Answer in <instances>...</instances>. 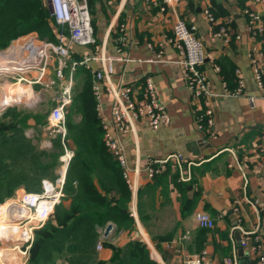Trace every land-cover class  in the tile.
Listing matches in <instances>:
<instances>
[{
    "label": "crops",
    "instance_id": "obj_1",
    "mask_svg": "<svg viewBox=\"0 0 264 264\" xmlns=\"http://www.w3.org/2000/svg\"><path fill=\"white\" fill-rule=\"evenodd\" d=\"M86 1L97 42L93 46H72V57L79 60L96 52L100 54L108 29L114 23L115 33L112 32L106 40V52H112L114 46L116 51L120 23L131 22L133 43L130 56L133 60H115L111 80L116 86L132 85L138 93L137 86L146 76L152 77L171 117L168 125L158 129L151 128L145 119L136 122L134 132L123 137L129 163L143 168L150 159L172 153H181L186 159L181 169L171 161L167 169L153 179L140 177L136 195L128 188L130 215L134 223L131 228L121 229L109 221L106 226L112 224L114 227L108 235H105L106 226L99 228L98 242L102 241L103 247L98 249L97 242L98 260L108 262L114 247L126 248L129 242L138 241L148 250L145 257L157 264H181L186 254L203 249H207L210 259L217 262L236 251L240 264H254L244 250L239 253L236 232L240 235V231L235 232L236 244L233 246L230 230L236 220L233 207L238 201L243 227L251 229L261 221L264 231V212L244 200L258 199L264 203V175L258 169L264 157V94L254 74L255 66L264 68V33L253 36L247 29L248 12L260 14L264 25V2L175 0L166 4L159 0L157 4L147 6L143 0ZM46 3L48 5L47 0ZM207 7L218 23L211 24L208 20L204 13ZM178 19L194 26L197 37L203 41L206 50L204 69L217 93L223 92V78L230 88L236 87V70L244 81L243 93L220 96L215 100L213 124L205 123L203 129L197 126L196 104L186 85L177 49L168 42L162 47L160 59L147 61L156 58L160 50L158 43L164 36L172 35V27ZM222 24L228 27L229 41L216 34ZM53 28L55 32V22ZM215 66L220 67V72ZM101 67L100 60H90L87 66L81 65L77 70L73 87L76 93L73 107L77 110L76 99L87 76L82 69L90 73L93 96L94 72ZM112 98V94L103 97L107 118ZM78 112L79 123L82 115ZM44 133L53 144V137L46 131ZM68 147L75 152V145ZM69 202L67 200L66 204ZM200 211L215 219L213 229L198 225L195 214ZM220 214H223L222 218ZM201 230L206 231L207 239L203 248L198 250L196 243ZM58 263L68 264L64 258L58 259Z\"/></svg>",
    "mask_w": 264,
    "mask_h": 264
},
{
    "label": "built area",
    "instance_id": "obj_2",
    "mask_svg": "<svg viewBox=\"0 0 264 264\" xmlns=\"http://www.w3.org/2000/svg\"><path fill=\"white\" fill-rule=\"evenodd\" d=\"M52 19L55 22L56 41L42 39L36 32H30L13 39L10 44L0 49V94L7 90V83L26 85L32 90L31 99L18 94L0 105V115L8 108L14 107L19 102L31 101L30 106L36 108L40 103L46 102L48 106L46 122L40 128L48 132L53 139L61 135L62 142L67 134L68 124H76L79 120V112L73 107L75 92L73 87L78 67L87 66L90 60H100L102 67L94 72L92 92L96 103V112L103 129V141L107 150L118 162L122 176L129 190L136 195L139 189L140 177L147 180L153 179L167 169L169 162H175L179 168L186 160L181 153H172L163 158L150 159L148 164L141 168L132 166L128 160V154L123 137L135 130V124L140 119H145L153 129L162 125H168L171 117L162 101L157 85L150 76L137 86L136 93L132 85L119 84L111 80L114 72L115 60L124 62L133 60L130 56V47L133 43L131 22L120 23L119 36L117 38L116 51L106 52V40L109 35L115 33V23L108 29L105 43L101 47V53L81 57L79 60L72 57V46H93L96 44L95 29L92 23L90 8L86 0H47ZM127 2L129 0H122ZM147 6L157 4L159 0H143ZM175 0H162L171 4ZM262 1L264 0H257ZM164 9V7H162ZM205 15L211 24H216L217 19L207 7ZM249 20L247 29L253 36L264 33V25L261 15L256 12H248ZM217 36L224 41H229L228 27L222 24L216 32ZM115 41V40H114ZM171 43L178 51V61L184 68L186 85L195 101L196 122L199 129H203L205 123L213 124L214 102L220 96H236L243 93L244 81L236 70L237 85L234 89L228 86L227 81L222 79L223 92L217 93L211 84L209 74L204 69L206 62V50L203 41L197 37L194 26H189L183 19H178L172 27V35L164 36L158 43L160 50L154 59L162 57V47ZM150 47L152 45L150 44ZM220 72V67L215 66ZM254 74L259 87L264 94V68L255 66ZM105 94H112V102L109 107V118L106 116V106L103 100ZM40 95L44 97L41 98ZM1 97V95H0ZM7 98V97H5ZM79 115V116H77ZM52 139L48 145L52 146ZM64 154L60 156V164L57 167L58 176L54 179L44 178L40 191H22L7 198L12 205L17 204L11 212L7 213L6 227H17V234L12 237L0 235V244L11 242L9 249L0 247V264H11L18 259L15 253H20L21 247H25V255L28 246L35 239V233L43 227L55 212L56 206L65 196L64 186L67 170L75 152L68 146H64ZM193 163V161H188ZM259 171L264 175V157L258 165ZM241 172L246 176L243 169ZM246 202L264 212V203L258 199ZM13 205V206H14ZM236 213L235 223L230 230V239L233 246L236 244L235 232L240 231L241 247L254 264H264V231L263 224L259 221L251 229H245L242 222V210L240 202L236 201L233 207ZM220 218L223 214L219 215ZM198 225L202 228L213 229L215 219L206 212L200 211L195 214ZM10 222V224H6ZM17 223V224H14ZM188 233V232H187ZM188 236V234H187ZM186 236V237H187ZM12 240V241H11ZM13 242V243H12ZM15 243V244H14ZM97 248H102V241L98 242ZM28 257V258H27ZM20 257L19 264H27L29 256ZM181 264H240V258L236 251L232 255L224 257L221 262L211 260L207 249L200 252L186 254Z\"/></svg>",
    "mask_w": 264,
    "mask_h": 264
},
{
    "label": "trees",
    "instance_id": "obj_3",
    "mask_svg": "<svg viewBox=\"0 0 264 264\" xmlns=\"http://www.w3.org/2000/svg\"><path fill=\"white\" fill-rule=\"evenodd\" d=\"M53 27L46 0H0V49L30 32L56 41ZM82 71L87 76L76 99L82 119L68 124L64 139L66 146L75 145L66 175L65 196L47 224L36 231L27 264H59L61 258L68 264H157L145 257L148 250L138 241L129 242L126 248L114 247L108 262L98 260L99 228L109 221L121 229L131 228L134 219L130 215L131 196L122 170L102 139L90 73ZM46 116L47 113L16 106L0 115V209L16 190L40 191L44 178L57 176L60 156L65 151L61 135L53 139L51 148L43 149L25 133L27 128L42 126ZM206 239V231H199L198 250Z\"/></svg>",
    "mask_w": 264,
    "mask_h": 264
},
{
    "label": "rangeland",
    "instance_id": "obj_4",
    "mask_svg": "<svg viewBox=\"0 0 264 264\" xmlns=\"http://www.w3.org/2000/svg\"><path fill=\"white\" fill-rule=\"evenodd\" d=\"M10 84H12V83H10ZM14 87L13 88H11V91L12 92H20L19 91V89H18V86L16 85V84H12ZM23 89H25L24 87H23ZM23 96L24 97H26V99H28L27 98V96H29L28 94H23ZM40 97L41 98H43L44 96L43 95H40ZM31 101H26L25 102V100L23 101V102H19V103H17V105H14V107L16 106L18 109H23V110H25V111H32V112H37V113H41V114H44V113H47L48 112V106H47V103L46 102H43V103H40V105L38 106V107H36V108H33V105H32V107L30 106V103ZM25 133L29 136V137H31V138H33V140H34V142H36V145L39 147V148H43V149H47V148H51V146H49L48 145V139H47V137H45L43 134H45L44 133V130H42V129H40V125L39 126H36V127H30V128H27L26 130H25ZM45 140L47 141V142H45ZM42 141V142H41ZM57 174V176H58V173H56ZM17 192L16 193H21L22 191H29V190H27V189H25V188H20V189H18V190H16ZM15 193V192H14ZM8 201H7V199H5V201H4V203L2 204V206H1V209H0V211L2 210V212H3V208H4V204L5 203H7ZM48 222V221H47ZM7 224H10V222H6ZM14 224H17V223H14ZM47 224V223H46ZM45 224V225H46ZM18 226H23L24 224H21V225H19V224H17ZM44 225V226H45ZM17 226V227H18ZM43 226V227H44ZM42 228V227H41ZM12 241V240H11ZM33 241H35V239L33 240ZM13 243V242H12ZM33 243L34 242H32V245H31V243L29 244V246H28V251H27V254L25 255V247H21V252L19 253V256L21 257H23L24 256V258H25V256H29L30 257V254H31V248H32V246H33ZM15 244V243H14ZM10 245H12L11 244V242H7V245L6 244H0V247L1 248H6V249H9L8 248V246L10 247ZM102 247H103V242H102ZM17 253H15V255H16ZM24 258H23V260H24ZM28 258V257H27ZM29 260V259H28Z\"/></svg>",
    "mask_w": 264,
    "mask_h": 264
},
{
    "label": "bare ground",
    "instance_id": "obj_5",
    "mask_svg": "<svg viewBox=\"0 0 264 264\" xmlns=\"http://www.w3.org/2000/svg\"><path fill=\"white\" fill-rule=\"evenodd\" d=\"M17 86H18V89L20 92H12L11 91V88H13L14 86L10 83H7V90L5 93H1V97H0V105L7 102L8 99L14 97V96H17L18 94L22 95L23 94H28L29 96H27V98L30 100L31 99V96L33 95L32 93V90L30 88H28L26 85L24 84H21L20 82L18 83H15ZM23 87L25 89H23ZM7 97V98H5ZM14 205V204H13ZM12 205V203L10 202V200L4 204V208H3V212L2 210L0 211V235L1 236H5L8 235V237H12L13 235H16L17 234V227L16 226H11V225H8L9 227H6V225H4L2 223V221H5V218H6V215L7 213H12L11 211L17 207V204H15L14 206ZM7 224V223H6ZM17 258L16 260H14V262H12L11 264H19L20 262V256L19 254L17 253L16 254Z\"/></svg>",
    "mask_w": 264,
    "mask_h": 264
},
{
    "label": "water",
    "instance_id": "obj_6",
    "mask_svg": "<svg viewBox=\"0 0 264 264\" xmlns=\"http://www.w3.org/2000/svg\"><path fill=\"white\" fill-rule=\"evenodd\" d=\"M113 225L112 224H108L107 226H106V229H105V235H108V233L113 229ZM236 235L238 236H236L237 237V239L239 240L240 239V235H239V232H236ZM240 245V243L238 242V246ZM239 253L241 254V253H244L243 252V249L240 247V249H239Z\"/></svg>",
    "mask_w": 264,
    "mask_h": 264
}]
</instances>
